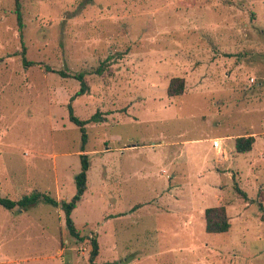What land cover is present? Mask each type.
I'll return each mask as SVG.
<instances>
[{"label": "rangeland", "instance_id": "rangeland-1", "mask_svg": "<svg viewBox=\"0 0 264 264\" xmlns=\"http://www.w3.org/2000/svg\"><path fill=\"white\" fill-rule=\"evenodd\" d=\"M20 3L22 31L0 0V196L69 200L86 153L72 214L86 239L61 206H0V264H90L92 237L98 264H264V0ZM72 111L97 117L86 142ZM238 135L255 136L250 152ZM219 205L231 228L209 233Z\"/></svg>", "mask_w": 264, "mask_h": 264}, {"label": "trees", "instance_id": "trees-1", "mask_svg": "<svg viewBox=\"0 0 264 264\" xmlns=\"http://www.w3.org/2000/svg\"><path fill=\"white\" fill-rule=\"evenodd\" d=\"M16 6H17V20L20 27V31H22L24 22H23V13H22V5L20 3V0H16ZM25 51V49L23 50ZM22 51V52H23ZM24 62L27 65L34 64L33 61H29L26 56H24ZM104 68V65H102V68H97L98 73H102ZM60 73L63 76H70L65 72L60 71ZM75 78L80 80L81 82V88L78 92L79 95L85 94L89 90V85L86 80V74L84 72L77 73L74 75ZM185 89V79L183 77H174L169 83L168 86V94L170 96H178L181 95L184 92ZM71 107V105H70ZM97 118L94 116L92 119L84 121L79 119L77 116L73 114V111L71 112V119L75 121L80 127L83 132V139L86 142V130H85V124L89 121L95 120ZM256 139L254 135H248V136H239L235 139V151L237 153H247L250 152L253 149L254 143ZM85 149H83L84 151ZM91 167V162L89 159L88 154L82 153L81 154V169L76 174L75 177V183H76V193L74 196H72L69 200H62L59 201L57 198L51 196L48 193L42 192V191H34L30 194L24 195L19 200H14L9 197L0 196V206L12 210L16 207L20 208H27L30 207L40 201H45L47 203L52 204L55 207H60L63 209L65 214V220L66 225L69 230V233L71 236L75 237L78 240H85L86 237L81 235V231L76 226L75 221L73 219V212L77 208L78 204L83 200V196L87 190V181H88V171ZM236 188L238 192L241 194L243 193L242 189H240L237 185ZM205 220H206V231L209 233H223L229 231L231 228V222L230 217L228 215V210L225 205H219V206H213L208 207L205 210ZM91 244V251H90V257L89 262L90 264H98L96 262V258L99 255L100 247L98 239L95 237H92L90 239Z\"/></svg>", "mask_w": 264, "mask_h": 264}, {"label": "crops", "instance_id": "crops-1", "mask_svg": "<svg viewBox=\"0 0 264 264\" xmlns=\"http://www.w3.org/2000/svg\"><path fill=\"white\" fill-rule=\"evenodd\" d=\"M232 135H227V136H217V138L216 139H220L221 140V146L220 147H216L217 148V150H221L222 149V146H223V142H224V139L226 138V137H231ZM239 136V135H238ZM236 139V138H235ZM215 140V139H214ZM213 140V141H214ZM190 217H191V215L190 216H188V219H187V221H192V219H190ZM205 222H206V220H205ZM189 223V222H188ZM190 224V223H189ZM205 227H206V223H205ZM193 228V227H192ZM189 230V229H188ZM195 230V229H194ZM192 233H194V231L193 230H190V233L189 234H192Z\"/></svg>", "mask_w": 264, "mask_h": 264}, {"label": "built area", "instance_id": "built-area-1", "mask_svg": "<svg viewBox=\"0 0 264 264\" xmlns=\"http://www.w3.org/2000/svg\"><path fill=\"white\" fill-rule=\"evenodd\" d=\"M213 144H214L215 147H220L221 146V140L220 139H215L213 141Z\"/></svg>", "mask_w": 264, "mask_h": 264}]
</instances>
